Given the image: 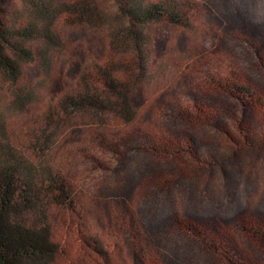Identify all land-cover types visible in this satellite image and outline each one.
I'll list each match as a JSON object with an SVG mask.
<instances>
[{
	"label": "rangeland",
	"instance_id": "rangeland-1",
	"mask_svg": "<svg viewBox=\"0 0 264 264\" xmlns=\"http://www.w3.org/2000/svg\"><path fill=\"white\" fill-rule=\"evenodd\" d=\"M186 1L188 28L165 20L147 26L152 77L132 92L136 120L96 126L75 113L60 132L50 163L82 212L54 219L61 249L54 264H107L99 245L109 264H264V250L250 238L255 223L264 224V0ZM21 5L0 0V19ZM99 9L117 13L113 0H99ZM60 33L67 49L50 76L25 67L38 102L17 112L0 91V119L15 132L32 130L78 88L82 70L108 45L103 23L62 24ZM233 78L261 96V107L218 90ZM177 112L195 118L173 120ZM96 136L110 149L97 148Z\"/></svg>",
	"mask_w": 264,
	"mask_h": 264
},
{
	"label": "trees",
	"instance_id": "trees-1",
	"mask_svg": "<svg viewBox=\"0 0 264 264\" xmlns=\"http://www.w3.org/2000/svg\"><path fill=\"white\" fill-rule=\"evenodd\" d=\"M113 3L117 13L111 17L100 11L99 0H22L21 8L0 19V91L8 97V108L17 112L27 111L40 97L25 67L36 65L48 77L67 49L60 25L103 23L108 35L100 61L82 70L78 88L52 103L32 130L15 132L5 118L0 119V264L55 263L61 249L53 237L54 219L82 212L79 196L50 163L60 132L75 113L91 116L96 126L104 119L117 127L132 124L138 116L132 92L152 77L147 26L164 20L174 26L190 25L186 0ZM218 90L237 91L261 107V96L236 78ZM194 116L177 112L171 118L192 121ZM92 143L101 150L111 147L97 136ZM168 145L175 151V145ZM172 224L178 228L177 222ZM250 238L264 250L262 222L255 223ZM95 248L109 264L108 253L100 245Z\"/></svg>",
	"mask_w": 264,
	"mask_h": 264
}]
</instances>
